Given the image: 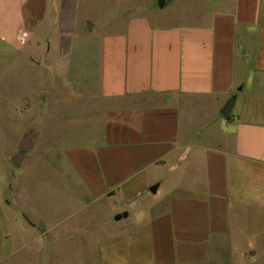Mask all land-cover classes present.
<instances>
[{
  "label": "crops",
  "instance_id": "1",
  "mask_svg": "<svg viewBox=\"0 0 264 264\" xmlns=\"http://www.w3.org/2000/svg\"><path fill=\"white\" fill-rule=\"evenodd\" d=\"M263 224L264 0H0V264L94 226L99 264H264Z\"/></svg>",
  "mask_w": 264,
  "mask_h": 264
},
{
  "label": "rangeland",
  "instance_id": "2",
  "mask_svg": "<svg viewBox=\"0 0 264 264\" xmlns=\"http://www.w3.org/2000/svg\"><path fill=\"white\" fill-rule=\"evenodd\" d=\"M67 188L63 185L61 181L57 178L52 177L48 169L44 166H38L37 170L25 172L22 174V192H27L25 196L26 206L29 210V216H35L37 212L38 220L43 223H47L50 218L59 217L60 219L64 216L63 212L61 213L60 209L62 207L69 206L66 196ZM65 214V212H64ZM85 215L81 213L80 215ZM86 221L82 225L86 227ZM264 228V224L262 225ZM98 230L96 226L92 229L87 228V235H83V229L79 232L70 235V241L68 244L67 238L65 239V246L62 243L52 244L46 247V236L38 237V246H37V264H82L83 260L86 259V264H99L97 258H94L93 249L104 243L109 244V238L104 235H95L93 231ZM92 231V232H91ZM91 232V233H90ZM24 233L19 234L18 238L24 239ZM103 236V237H102ZM62 238V237H61ZM264 239V237H262ZM25 240V239H24ZM264 242V241H263ZM17 243V242H15ZM22 246L15 251V254H12V257L7 258L2 261L1 264H18L22 261L21 264H29V259L24 260L26 253L36 249L34 242L31 243H21ZM109 246V245H107ZM22 257V259H21ZM88 260V258H90ZM18 259L15 262H12L14 259ZM106 259V260H105ZM217 264L220 261H216ZM32 264H35L33 261ZM100 264H108V255L103 254Z\"/></svg>",
  "mask_w": 264,
  "mask_h": 264
},
{
  "label": "water",
  "instance_id": "3",
  "mask_svg": "<svg viewBox=\"0 0 264 264\" xmlns=\"http://www.w3.org/2000/svg\"><path fill=\"white\" fill-rule=\"evenodd\" d=\"M159 5L161 6L160 3H159ZM231 104H232V100L230 99V100L227 101V103L223 106L222 110L220 111V116L223 119H227L228 113L230 111Z\"/></svg>",
  "mask_w": 264,
  "mask_h": 264
}]
</instances>
